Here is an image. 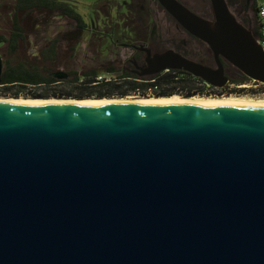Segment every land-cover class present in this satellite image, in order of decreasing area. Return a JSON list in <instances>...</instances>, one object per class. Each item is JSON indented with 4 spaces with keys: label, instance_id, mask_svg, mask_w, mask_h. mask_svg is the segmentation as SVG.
Wrapping results in <instances>:
<instances>
[{
    "label": "water",
    "instance_id": "obj_1",
    "mask_svg": "<svg viewBox=\"0 0 264 264\" xmlns=\"http://www.w3.org/2000/svg\"><path fill=\"white\" fill-rule=\"evenodd\" d=\"M155 1L214 66L145 48L140 76L221 88L225 61L264 85L226 0L211 17ZM0 264H264V106L0 103Z\"/></svg>",
    "mask_w": 264,
    "mask_h": 264
},
{
    "label": "trees",
    "instance_id": "obj_2",
    "mask_svg": "<svg viewBox=\"0 0 264 264\" xmlns=\"http://www.w3.org/2000/svg\"><path fill=\"white\" fill-rule=\"evenodd\" d=\"M182 2V0H179ZM183 3V2H182ZM186 5L185 3H183ZM187 6V5H186ZM59 7H64L65 14L71 16L78 22L81 31H87V25L82 16H80L72 6L59 0H17L18 13L22 15H32V11H36L39 15L53 14V10H58ZM190 8L189 6H187ZM253 20L251 22L253 28L251 32L257 38L259 36V23L257 18V3L252 5ZM191 9V8H190ZM192 10V9H191ZM195 13L208 17L212 16L201 14L196 10ZM31 22L25 20H14L4 31V40L8 45L9 51H18L20 43L23 42L24 32L27 27L31 26ZM176 52L188 57L184 52L175 50ZM194 59V58H192ZM196 60V59H194ZM205 63V61H204ZM36 68L32 64L17 63L14 66H9L3 70L0 77V95L18 97L21 94L25 97H74L77 99L83 98H113L125 97L128 94H138L141 96H151L148 93L152 90L153 96H170L178 94L184 97L213 96L227 97L232 92L241 93L243 89H230L247 82H253L237 71L236 77L227 75L228 83L221 88H217L204 82L202 79L191 75L182 70H167L155 74L141 81V78L122 70H116L113 66H104L98 69H85L82 71H71L65 73V78L57 81L53 78L39 79L36 74ZM109 75V80H97L98 75ZM254 84H260L254 82ZM262 85V84H261ZM16 90H12L13 87ZM264 87V85H262ZM28 89L34 91H28ZM248 92L255 93L257 91L248 89Z\"/></svg>",
    "mask_w": 264,
    "mask_h": 264
},
{
    "label": "rangeland",
    "instance_id": "obj_3",
    "mask_svg": "<svg viewBox=\"0 0 264 264\" xmlns=\"http://www.w3.org/2000/svg\"><path fill=\"white\" fill-rule=\"evenodd\" d=\"M2 1V0H0ZM5 1V0H3ZM14 3H17V0H9ZM68 5L72 6L74 10L83 17L84 21L90 25V29H97L99 31H105L106 33H110V28L107 27V25L103 24L102 22L98 23L100 26H94L92 23V20L90 19V16L92 12L94 13V16L98 18V12H100L102 15L107 14V11L103 4H101L100 0H61ZM106 4L109 7H113L115 3H118L120 0H105ZM262 0H255L253 2H256L257 4L260 3ZM183 3H185L187 6H189L192 10H196L201 14L209 15L211 13L210 4L208 0H182ZM154 0H141V11L145 10L144 12H147L151 17L152 20H150L149 26L153 27L151 37L155 41L154 43V50H179L180 52H184L187 56L194 58V59H201L205 62L210 61V55L208 53L207 46L197 39H194L192 36H190L184 29H182L179 25H175V21L161 8L158 7ZM33 14L28 17H34L28 19L29 22L33 23V26H31V29H27L26 34V40L23 42V45H26L27 50L22 51L24 46H21V52H17L13 54L11 57L9 54H7L8 49L6 47V44L4 42V45L0 48V52L3 53V56L6 59H11L12 62H14L17 58L29 60V63L36 68V74L39 75V79H45V78H53L57 81H60V79L65 78V73H69L71 71H82L85 69H98L100 66H105L107 62L114 61L116 62V65L114 68L116 70H119V64H121L122 61L127 58L128 53L123 50H121L119 47L115 48L114 51L108 52L106 54H103L104 52V43L101 41L99 51L98 53H95L92 48L89 50L86 45L87 43V37L88 35L84 36L79 46L76 48L80 54L74 55V57H68L62 60V63H58L57 65L59 67H45L41 65L42 56L39 55L40 52H42V49L44 48V42L53 38L58 33H61L63 31L68 30V26L72 25L71 21L69 20H61L58 16L53 14V16H56L54 18H43L41 16H38V13H35L36 11H32ZM169 16V17H168ZM210 17V16H208ZM253 14H249V19L253 20ZM88 19V20H87ZM51 20V21H50ZM21 21V20H19ZM34 21V22H32ZM252 22V21H251ZM251 22H248V29L252 30L253 26ZM10 23H0V36L2 38L4 37V27H7ZM135 25V23H134ZM87 27V26H86ZM87 29V28H86ZM88 30V29H87ZM115 39H118L119 41L122 40L121 35H113ZM135 39L130 40L135 41L141 39L142 41L145 40V37L143 35H138L137 37H134ZM96 42H100V40H93ZM129 41V40H128ZM118 43V42H117ZM6 52V54H5ZM66 60H69L70 63H67ZM72 64V65H71ZM102 64V65H101ZM68 65V66H66ZM119 65V66H118ZM106 75V74H105ZM232 77H236L237 71L230 73ZM108 80L111 76L106 75L105 76ZM138 78H141V81L144 79H148L150 76H137ZM105 81V80H104ZM107 81V80H106ZM0 86H2L0 84ZM230 89H243L241 93L232 92L229 96L231 98H240V99H252V100H264V87H262L261 84H254V82H247L245 84L236 86V87H229ZM17 88L14 86L12 90H16ZM248 89L255 90L257 92L251 93L248 92ZM28 91H34L31 89H28ZM148 93L149 95L153 96V92L151 89H149ZM23 96V94H21ZM136 95L141 96L138 94H128L126 96ZM1 96V95H0ZM125 96V97H126ZM194 97H213V96H199L195 95ZM34 98H43V97H34ZM74 98V97H72ZM96 98V97H95ZM124 98V97H119ZM77 99V98H76Z\"/></svg>",
    "mask_w": 264,
    "mask_h": 264
},
{
    "label": "flooded vegetation",
    "instance_id": "obj_4",
    "mask_svg": "<svg viewBox=\"0 0 264 264\" xmlns=\"http://www.w3.org/2000/svg\"><path fill=\"white\" fill-rule=\"evenodd\" d=\"M99 2L103 4V6L105 7L107 14L102 15L100 12H98L97 13L98 18H96L94 16V13L92 12L89 20H92L91 24H93L94 26H100L98 25V23L100 22L107 25V27L110 28V33H106L105 31L102 30L99 31L97 29H90V25H87V29H88L87 31H81L82 28L80 29V27L78 26V22L71 16L65 14L64 7H59L58 10H53V14L61 18V20L71 21L72 25L70 26L67 25L68 30L58 33L53 38L44 42L43 45L44 48L42 49V52L39 53V55L43 57L41 60L42 62L41 65L49 68L52 67L57 68L59 67L57 64L62 63L63 59L68 57L72 58L74 57V55L80 54V52H78L76 48L79 46L81 39L86 35H88L87 43H86V45L88 46L87 48L89 50L92 48V50L95 53H98L101 41L103 40H104L103 54L108 53L110 50H111L110 52H112L117 47H119L124 52L126 51L128 53L127 58H125V60L122 61L121 64H119L120 66L118 65L119 66L118 68L122 71L129 72L139 77L146 67L145 59L147 53L145 51V48L150 50L151 55L155 53L163 52L162 50H154L153 48L155 44L154 43L155 41L151 37L153 27L148 25L150 24V20H152V17L147 12H144L145 10L141 11V0H120L118 3H115L113 7H109L106 4L105 0H100ZM226 2L228 4L230 11L235 16V18L241 24H243L245 27L248 28L247 23L249 21V14L252 13L251 7L254 2L251 3L252 0H226ZM157 5L161 9V6L159 4ZM18 12L19 11L17 9V3H14L9 0L0 1V23H12L14 20L16 21L25 20L26 22H29L28 19L34 18V17H28L31 15H22L23 13L19 14ZM53 14L50 15L49 11H46V14L44 13L43 15H38V16H41L43 18L56 17L53 16ZM175 25L178 26L176 22ZM31 26H33V23ZM31 26L27 27V29H31ZM26 34L27 32H24L25 36L23 42L27 39ZM115 34L121 35L123 37L122 40L119 41L118 39L112 37ZM138 35H143L145 37V40L142 41L141 39H139L132 42L130 41L135 39L134 37L135 36L137 37ZM4 38L5 37H3L2 40L0 41V48L4 45L5 42ZM96 39L100 40V42L93 41ZM23 42L20 43V48L18 49V51H14V52L9 51L10 49L8 48V45L5 42L6 47L8 49L7 54H9L11 57L13 54L17 52H21L22 48H24L22 51L27 50L25 49L26 45L24 46ZM21 46L24 47L21 48ZM208 53L210 55L209 56L210 61L205 63L201 59L194 60L189 56L187 58L197 62H201L210 67H213L214 61L209 50ZM66 61L67 63H70L69 60ZM19 62L24 64H30L29 60L20 59V58H17L14 62H12L11 59H6L3 56V53L0 52L1 74L3 70H5L7 67L14 66ZM222 63L226 77L227 75H230V73L236 71V69L228 62L223 61ZM107 65L114 67L116 65V62L109 61L106 63L105 66ZM100 67H104V66H100Z\"/></svg>",
    "mask_w": 264,
    "mask_h": 264
},
{
    "label": "bare ground",
    "instance_id": "obj_5",
    "mask_svg": "<svg viewBox=\"0 0 264 264\" xmlns=\"http://www.w3.org/2000/svg\"><path fill=\"white\" fill-rule=\"evenodd\" d=\"M13 102H53V103H71V104H93V103H175V102H216V103H230L242 105H259L264 106V100L240 99L231 97H184L178 94L170 96H136L129 95L124 98H84L76 99L72 97H47L34 98L25 96H0V103Z\"/></svg>",
    "mask_w": 264,
    "mask_h": 264
},
{
    "label": "built area",
    "instance_id": "obj_6",
    "mask_svg": "<svg viewBox=\"0 0 264 264\" xmlns=\"http://www.w3.org/2000/svg\"><path fill=\"white\" fill-rule=\"evenodd\" d=\"M257 18L259 23V36L257 37L258 43L264 49V0L257 4ZM106 75H98L97 80H108Z\"/></svg>",
    "mask_w": 264,
    "mask_h": 264
}]
</instances>
